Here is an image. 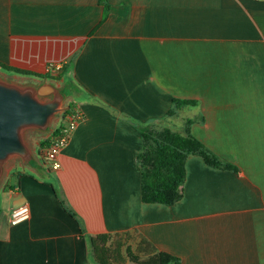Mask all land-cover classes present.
I'll list each match as a JSON object with an SVG mask.
<instances>
[{
	"label": "crops",
	"instance_id": "0c3cea01",
	"mask_svg": "<svg viewBox=\"0 0 264 264\" xmlns=\"http://www.w3.org/2000/svg\"><path fill=\"white\" fill-rule=\"evenodd\" d=\"M0 63L70 86L84 114L59 169L40 142L60 117L1 163L0 264H95L88 237L123 232L179 264H264V0H0ZM173 98L197 100L185 130L237 170L188 155L181 199L143 203L139 127Z\"/></svg>",
	"mask_w": 264,
	"mask_h": 264
},
{
	"label": "trees",
	"instance_id": "16d2710c",
	"mask_svg": "<svg viewBox=\"0 0 264 264\" xmlns=\"http://www.w3.org/2000/svg\"><path fill=\"white\" fill-rule=\"evenodd\" d=\"M0 68L19 75L41 77L38 74L12 68L2 63H0ZM172 103L176 110L184 107L194 108L198 105L197 100L193 99H173ZM172 114L173 111L171 110L167 113V116ZM192 122L191 119L186 120V124ZM139 128L142 138V150L137 155L136 161L141 171V200L143 203L172 205L181 199L182 185L185 179V160L188 155L200 156L207 165L213 168L237 170L234 165L222 161L210 152L186 130L179 132L167 126H164L161 130H154L145 125ZM49 142V139L41 141L40 147L47 146ZM64 209L69 215L75 217L69 209L66 207ZM77 222L80 226V222L78 220ZM80 230L82 232V226H80ZM117 235L119 233L89 236L90 248L96 247L95 240L99 237L108 238ZM135 262L136 264H179V258L167 252L159 251L146 242ZM95 263L106 264L98 254Z\"/></svg>",
	"mask_w": 264,
	"mask_h": 264
},
{
	"label": "water",
	"instance_id": "95a60500",
	"mask_svg": "<svg viewBox=\"0 0 264 264\" xmlns=\"http://www.w3.org/2000/svg\"><path fill=\"white\" fill-rule=\"evenodd\" d=\"M32 86L21 90L0 82V175L1 163L9 156L28 158L21 131L25 128L45 130L44 127H49L50 120L60 109L62 98L58 88L50 84H38L35 90ZM48 95L51 97L49 101L39 99Z\"/></svg>",
	"mask_w": 264,
	"mask_h": 264
},
{
	"label": "rangeland",
	"instance_id": "374dc122",
	"mask_svg": "<svg viewBox=\"0 0 264 264\" xmlns=\"http://www.w3.org/2000/svg\"><path fill=\"white\" fill-rule=\"evenodd\" d=\"M2 72V73H1ZM7 74L5 71H0V82L11 84L19 89H24L25 87L32 86L33 89L36 90L38 87V83L34 84L31 79H14L12 77H7ZM51 84L59 89V95L62 98V101L60 102V109L55 115V117H52L53 119L56 117L62 118L64 116L65 111L68 109V106L66 105L69 99V96L72 92V88L70 86H66L65 84L59 85L56 81H52ZM59 95H57V99L59 98ZM41 101H49L51 99L50 95L46 98H39ZM173 99H180V98H173ZM173 104V103H172ZM196 108V107H194ZM193 107H184L179 110L180 112L177 113V111L173 107V111L176 112L174 116L170 119L169 123L165 122L162 124V126H167L169 128H172L176 131L182 132L185 130L186 126V120L185 117L187 116L188 110L194 109ZM84 115V114H83ZM61 120V119H60ZM185 120V124H184ZM45 130H48V125L44 127ZM33 128H25L23 129L22 136H24V140H29V143L31 142V145L38 144V141L41 138L40 133H32ZM22 166H18L16 170H22ZM26 172H30L28 167H24ZM36 173V172H35ZM16 177H10L9 181L13 184H16ZM9 182V184H10ZM112 235V234H111ZM147 241L143 239L141 236H139L135 232H123L119 233L117 236H109L108 238L99 237L95 240L96 247L91 249V257L93 261L95 262L96 255L98 254L102 260L105 261L106 264H136L135 259L139 256V252L143 250L144 245ZM96 250V251H95ZM96 264V263H95Z\"/></svg>",
	"mask_w": 264,
	"mask_h": 264
},
{
	"label": "built area",
	"instance_id": "2783aa9c",
	"mask_svg": "<svg viewBox=\"0 0 264 264\" xmlns=\"http://www.w3.org/2000/svg\"><path fill=\"white\" fill-rule=\"evenodd\" d=\"M83 119L84 115L77 107H68L65 111L61 123L53 130L50 142L44 150L43 162L48 170L54 171L60 168L58 156ZM29 213L27 205H20L11 211L9 223L15 225L23 222L29 218Z\"/></svg>",
	"mask_w": 264,
	"mask_h": 264
}]
</instances>
